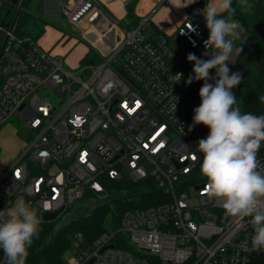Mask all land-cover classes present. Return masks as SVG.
I'll use <instances>...</instances> for the list:
<instances>
[{"label":"built area","instance_id":"built-area-1","mask_svg":"<svg viewBox=\"0 0 264 264\" xmlns=\"http://www.w3.org/2000/svg\"><path fill=\"white\" fill-rule=\"evenodd\" d=\"M205 5L192 8L174 39L147 15L137 26L121 28L109 55L72 70L31 36H19L14 22L0 21V130L13 117L25 119L28 129V140L0 168V209L23 197L40 217H60L86 197L105 200L104 183L124 177L151 179L165 198L127 211L117 231L104 232L89 248L76 243L67 264H150V257L162 264H264V250L251 245L249 218L237 223L225 217L220 201L204 194L197 142L209 129L193 126L204 82L187 83V55L210 59L203 55ZM60 12L85 39L104 9L99 0H65ZM118 234L131 251L115 246Z\"/></svg>","mask_w":264,"mask_h":264},{"label":"clouds","instance_id":"clouds-1","mask_svg":"<svg viewBox=\"0 0 264 264\" xmlns=\"http://www.w3.org/2000/svg\"><path fill=\"white\" fill-rule=\"evenodd\" d=\"M193 2L189 0L183 7ZM236 4L242 13L251 8L249 0H236ZM236 11L233 0H207L201 10L209 32L203 55L210 59L187 55V60L194 63V75L187 83L204 81L199 90L200 105L193 109V126L202 124L209 129L207 137L197 142V151L203 156L200 171L207 179L204 194L220 201L225 217L237 223L249 218L254 232L252 248L264 250V165L258 159L264 146V115L243 112L232 91L243 79L228 66L242 51L235 41L245 31L233 19ZM189 29L195 31L192 26ZM212 69L216 70L215 77L210 75ZM259 100L264 103V95ZM177 103L178 97L171 106L174 112ZM191 158L197 159L194 153ZM43 207L51 211L48 205ZM42 220L23 197L17 198L12 207L0 209V250L5 264H26L29 249L39 238Z\"/></svg>","mask_w":264,"mask_h":264},{"label":"trees","instance_id":"trees-1","mask_svg":"<svg viewBox=\"0 0 264 264\" xmlns=\"http://www.w3.org/2000/svg\"><path fill=\"white\" fill-rule=\"evenodd\" d=\"M32 0H19L14 6L11 0H6L0 8V21L6 19L14 22L16 32L19 36L28 35L37 40L45 31L47 25L51 24L44 17L34 16L29 12L28 4ZM256 5L250 3L249 12L242 13L233 0V6L237 8L233 19L239 21L244 27L245 42L242 51L237 56L235 71L239 72L243 79L232 91L237 96V102L243 112H251L255 115H264V103L259 97L264 95V0H255ZM135 0L127 3V28L137 26L140 19L135 17L133 6ZM257 7L260 11L261 35L255 42L254 48L258 51L249 61L248 51L253 37L257 31ZM24 24L30 25V32L22 30ZM2 51V38H0V53ZM99 60L97 53L90 49L84 62ZM92 61V62H94ZM192 75H194L192 73ZM2 75L0 72V84ZM258 157L264 158V146L261 147ZM108 197L93 207L88 212L79 215L60 228L57 222H44L40 225L41 231L38 239H34L29 249L26 264H67V256L76 243L83 248H89L94 241L108 231L106 223L110 220V230L117 231L121 219L127 211L147 208L160 204L165 198L151 179L133 183L127 177L120 181H106ZM119 242L116 247L131 251V247L125 236L118 234ZM80 239V240H79ZM150 264H162L155 257L149 258Z\"/></svg>","mask_w":264,"mask_h":264},{"label":"rangeland","instance_id":"rangeland-1","mask_svg":"<svg viewBox=\"0 0 264 264\" xmlns=\"http://www.w3.org/2000/svg\"><path fill=\"white\" fill-rule=\"evenodd\" d=\"M52 1V2H51ZM47 0L45 2H42V0H32L28 4V10L31 14L37 17H44L51 23L55 24L57 28L60 30L61 36L56 40V43L58 45L65 49L66 53L64 56L66 57V62L64 64V67L68 70H72V67L75 66H81V65H88L91 63H96L98 60L96 59L94 62H84L81 64V59L84 56L85 48L88 49L90 45V38L87 37L85 39H82L80 35H78L70 26L66 24L65 18L61 15L60 12V2L61 0ZM199 2H206V0H199ZM164 12V9H160L159 13L156 14V16L151 18V23L153 26H157L160 29L163 28L164 25H162V22H160V16ZM179 26H174L169 32H166L169 36L172 37V39L175 38L177 30ZM22 30L25 32H30V25L24 24L21 26ZM245 42L244 34L241 33L238 40L235 41L238 47L242 49ZM177 43V47H181L182 45L179 42ZM114 46V45H113ZM80 57V59H79ZM198 58L203 59L200 56H197ZM237 56H233L232 60L229 61V68L231 69V72L235 71V62H236ZM189 65L191 66V70L194 67L193 62H189ZM75 69V68H74ZM215 69L210 70V75L215 77ZM193 72H191L192 75ZM194 74V73H193ZM203 81V80H202ZM204 82V81H203ZM210 83L214 81H209ZM46 92L43 91L42 94H45ZM52 103L56 106L57 102L55 98L52 96ZM238 106H240L239 102H237ZM27 121L22 118H16L13 117L10 119L9 123L5 125L0 130V168H3L5 165H7L11 159L17 154L19 148L25 143L26 140H28L27 135ZM104 200L101 199H92L89 197H86L84 200L80 201L79 203H76L72 206L71 210L68 212L62 214L57 221V228L62 227L69 221L73 220L74 218L78 217L79 215L88 212L93 207L100 204V202H103ZM110 220L107 221L106 227L110 231L109 228Z\"/></svg>","mask_w":264,"mask_h":264},{"label":"crops","instance_id":"crops-1","mask_svg":"<svg viewBox=\"0 0 264 264\" xmlns=\"http://www.w3.org/2000/svg\"><path fill=\"white\" fill-rule=\"evenodd\" d=\"M45 1L47 0H42V2ZM64 1L65 0H61L60 5H62ZM130 1L132 0H99L104 9V14H97L92 19L91 23L96 27V30H90L88 33L87 37L90 38L91 43L88 49L85 48L81 64L84 63V59L90 49H93L98 56H107L116 47L122 37L121 28H127L126 25L130 23L127 18V3ZM188 3L189 0H166L163 3H159L158 0H135L133 13L135 17L139 19L147 15H151V18H153V16L155 17L156 14L159 13L161 8L164 9L159 20L162 22V25H164L162 30L166 33L169 32L168 30L172 27L180 26L187 20L192 8L202 4L199 0H195V2L183 7V5ZM206 3L207 0L205 4ZM115 21L118 22L119 26L114 23ZM60 33L61 32L57 26L51 23L47 25L44 33L37 39V41L44 50L63 58L64 62H66V57L64 56L66 51H64V47L61 48L58 43H56V40L61 36ZM77 67L78 66L72 68L74 69Z\"/></svg>","mask_w":264,"mask_h":264},{"label":"water","instance_id":"water-1","mask_svg":"<svg viewBox=\"0 0 264 264\" xmlns=\"http://www.w3.org/2000/svg\"><path fill=\"white\" fill-rule=\"evenodd\" d=\"M12 4L14 6H16L19 2V0H11ZM249 2H251V4L256 5V1L255 0H249ZM256 18H257V31L253 37L250 49L248 51V58L246 61H249L253 55L257 56L258 51L254 48L255 42L257 41L258 37L261 35V26H260V11L257 7V12H256ZM0 59H1V53H0ZM59 218V214L58 213H47L44 215V222H55L57 221ZM5 264V262L3 263Z\"/></svg>","mask_w":264,"mask_h":264}]
</instances>
